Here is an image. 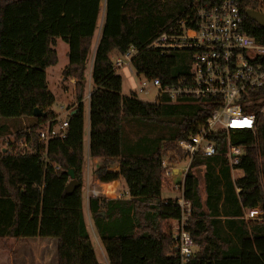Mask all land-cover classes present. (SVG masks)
Returning <instances> with one entry per match:
<instances>
[{"label": "trees", "instance_id": "trees-1", "mask_svg": "<svg viewBox=\"0 0 264 264\" xmlns=\"http://www.w3.org/2000/svg\"><path fill=\"white\" fill-rule=\"evenodd\" d=\"M193 0H105L104 20L95 51L90 95V156L102 163L95 170L101 182L122 179L129 197L92 198L90 211L110 264H178L171 251L173 228L180 210L162 198L161 150H174L214 111L212 100L183 99L154 103L133 94L122 95V78L112 53L137 50L132 67L137 74L175 85L189 75L191 52L148 49L162 31L185 12ZM102 0H0V119L33 118L34 124L0 145V248L12 249L30 237L58 239V264H101L83 213L84 98L86 70L92 51ZM250 34L264 42V27L249 21ZM57 38L69 50L65 79L76 78V106L68 115L67 136L43 145L41 124L56 123V98L46 69L58 63ZM247 112L257 114L255 133L231 132L233 144L245 154L235 167L244 175L232 178L224 154L226 135L216 137L214 156H195L185 180V196L193 203L190 233L197 250L188 264H264V219L246 221L244 210L259 207L264 215V88L252 92ZM39 108L46 117H35ZM167 124L171 134L144 153L122 151L123 121ZM34 152L20 147V141ZM117 164L118 169L109 167ZM204 167L205 198L195 168ZM72 169L80 183L66 190ZM239 189V192L236 191ZM105 212V216L102 213Z\"/></svg>", "mask_w": 264, "mask_h": 264}, {"label": "built area", "instance_id": "built-area-1", "mask_svg": "<svg viewBox=\"0 0 264 264\" xmlns=\"http://www.w3.org/2000/svg\"><path fill=\"white\" fill-rule=\"evenodd\" d=\"M249 12L264 17V0H193L191 11L178 17L148 46V49L162 52L190 51L189 75L175 85L164 86L160 79L137 74L134 70L139 78L138 94L155 89L158 100L163 96L169 103L182 102L186 98L210 99L215 106L195 133L186 139L176 140L174 150H161L163 182L168 184L170 181L168 186L178 192L176 197H168L180 210V216L174 223L171 249L178 264H188L197 249L189 229L193 203L185 196V180L194 157L216 155L218 143L215 138L225 134L227 151L224 157L235 170L245 154V148L232 143L231 132L256 131L257 114L247 112L245 108L253 104L252 92L264 88V42L250 34L253 29L249 21H256ZM136 52L132 47L121 54L122 57L114 61V67L118 69L128 65L131 69ZM260 113L264 114V108ZM67 117L58 116L54 124H41L37 131L39 141L45 145L51 138H66L69 127ZM21 144L34 152L29 145ZM183 163L185 166L180 168ZM93 193H96L95 190ZM261 214V208H249L243 219L258 220Z\"/></svg>", "mask_w": 264, "mask_h": 264}, {"label": "rangeland", "instance_id": "rangeland-1", "mask_svg": "<svg viewBox=\"0 0 264 264\" xmlns=\"http://www.w3.org/2000/svg\"><path fill=\"white\" fill-rule=\"evenodd\" d=\"M104 8H105V0H102L101 3V12L98 20V28L95 34V37L93 39V46L92 51L95 47L96 42L99 39L101 27L104 20ZM55 49L58 53V63L54 66H51L46 69L47 79H48V85L49 89L54 94L56 101L52 106V109L57 113H60L63 117V113H65V110L68 111V109H73L76 106V99H75V90H73L74 85L69 84L67 81H65L63 76V70L68 64V50L69 46L68 44L63 41L61 38H57ZM91 57L92 54L89 56L88 65L91 63ZM122 57L117 53H112V59L113 61L116 60V58ZM125 61L126 58H124ZM132 69V72H131ZM128 65H124L121 68L117 69V73L122 78V95L123 96H130L134 95L139 100L154 103L158 100V92L155 89L148 90L147 93H137L138 89V77L133 69V67ZM88 83V82H87ZM88 92L89 87L87 84V90L85 93L84 103H85V140L87 138L88 134V121H89V99H88ZM68 115V113H67ZM62 117V118H63ZM67 117V116H66ZM34 124L33 118H10V119H0V145L1 146H7L9 143H13L16 135L19 133L21 134L24 129L30 128ZM171 134V128L167 124H160V123H150V122H143L138 121L137 119H125L123 121V137H122V151L124 154H131V153H144V151L141 149L140 145L148 146L153 145L155 142L160 138H167ZM21 140V139H20ZM22 140L20 141V147L22 148L21 144ZM15 144V143H13ZM185 163L180 164V168L184 167ZM87 164L84 166L85 174H87ZM197 176L200 180V193L202 198H205V189H204V181L202 178V175L200 171H197ZM242 175V172L239 171H233L232 172V178L237 179L239 176ZM170 184V181H168V184L163 182L162 186V197L168 198V197H176L178 195V192L176 190H173L168 185ZM85 195H86V187H85ZM238 189H236L237 191ZM84 195V203H86V198ZM246 210H244V214L246 213ZM244 216V215H243ZM243 218V217H242ZM264 215L263 211L261 214V217L258 218L257 222H263ZM247 221V220H246ZM89 223L91 226V219H89ZM91 231L93 233V240L96 244L97 253L99 255V259L102 264H109L107 260V255L104 247L102 246L101 239L98 236L97 231L95 230V227L93 225L90 227ZM10 246H12L13 249H18V246L15 244L14 241L9 242ZM173 247V246H172ZM23 250L22 255H27L26 258L27 264H30L31 257H30V248L34 249L37 248V257L33 258L34 264H41L40 260V250L37 246V241H33L31 244H28L27 247H21ZM172 249V248H171ZM197 250V249H196ZM16 253V251H15ZM15 253H10V255H3L2 258H0V264H11V258L15 255ZM36 254V253H34ZM13 255V256H11ZM48 255L45 257L44 263H50L51 257L49 258Z\"/></svg>", "mask_w": 264, "mask_h": 264}, {"label": "crops", "instance_id": "crops-1", "mask_svg": "<svg viewBox=\"0 0 264 264\" xmlns=\"http://www.w3.org/2000/svg\"><path fill=\"white\" fill-rule=\"evenodd\" d=\"M100 35H101V31H100ZM100 38V36H99ZM99 39L95 44V47L93 49V51H91L90 55L92 54L91 57V63L90 65H88L87 70H86V79H87V84L89 87V92H88V99H89V121H88V134H87V138L85 140V121H84V166L87 164V174H85L84 168H83V213H84V218H85V222H86V226L87 229L90 233L91 236V240L93 243V246L95 248L97 257L99 259V255L97 253V248H96V244L93 240V233L91 231V226L93 225V227H95V230L97 231L94 219L91 215V211H90V200L92 198H105V199H119L120 198H128V192L126 189V186L124 184V181L122 179H118L116 181H112V182H101L96 178L95 175V170L97 169V167L102 163L100 158H96V157H91L90 156V95L92 92V68H93V61H94V56H95V51L98 45ZM113 53H117V52H113ZM65 79V78H64ZM65 81H67L69 84L74 85L73 90H75V82H76V78H69V79H65ZM87 90V89H86ZM85 105V103H84ZM73 109H68L65 110V113H63V115H65V117L67 116V113ZM58 116L60 118H62L63 116L58 113ZM63 117V118H65ZM118 169V165L114 164L112 166L109 167V170L114 171ZM233 171H239L242 172V175L239 176L238 178L242 177L244 175L242 170L239 169H232ZM85 187H86V195H85ZM95 190L96 193H93V191ZM237 192H239L237 190ZM84 195L86 198V203H84ZM163 199H165L164 197H162ZM102 216H105V212L102 213ZM89 219H91V226L89 223ZM98 233V231H97ZM99 238L101 239L99 233H98ZM14 241L15 244L18 246V249H13L12 246H10L9 242L10 241ZM33 241H37V246L39 247L40 250V260L42 261L41 264H45V257L48 255L49 258L51 257V262L50 263H46V264H58L59 263V258H58V239L57 238H52V237H30L27 238L26 241L17 243L16 240L14 239H8L7 240V244L12 248L10 250L4 251L0 248V258H2L3 255H10V253H15V255H11L13 256L11 258V264H27V260L26 258L28 257L27 255H22L23 254V250L21 247H27L28 244H31ZM102 242V239H101ZM102 246L103 242H102ZM105 249V247H104ZM37 248L31 249L30 248V257H31V263L30 264H34L33 263V258L37 257ZM106 251V249H105ZM36 253V254H34ZM107 255V252H106ZM107 260H108V256H107ZM100 261V259H99ZM109 262V260H108ZM101 263V261H100ZM102 264V263H101ZM110 264V263H109Z\"/></svg>", "mask_w": 264, "mask_h": 264}, {"label": "water", "instance_id": "water-1", "mask_svg": "<svg viewBox=\"0 0 264 264\" xmlns=\"http://www.w3.org/2000/svg\"><path fill=\"white\" fill-rule=\"evenodd\" d=\"M249 15L254 21H256L258 24H260L262 27H264V17L263 16H261L258 13H255V12H249ZM71 113H75V110ZM33 114L35 117H46V113L42 112L39 108H35ZM197 171H200L202 178H203V181H204L205 168L204 167L195 168L194 172L196 173V175L198 173ZM66 173L70 177V182L66 186V190L68 192H71L75 187L79 186L80 183L75 178V174H74V171L72 169L67 170Z\"/></svg>", "mask_w": 264, "mask_h": 264}]
</instances>
